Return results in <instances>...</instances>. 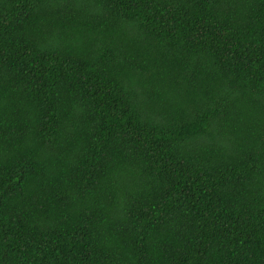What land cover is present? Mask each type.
I'll return each mask as SVG.
<instances>
[{
    "label": "trees",
    "instance_id": "obj_1",
    "mask_svg": "<svg viewBox=\"0 0 264 264\" xmlns=\"http://www.w3.org/2000/svg\"><path fill=\"white\" fill-rule=\"evenodd\" d=\"M0 264H264V0H0Z\"/></svg>",
    "mask_w": 264,
    "mask_h": 264
}]
</instances>
